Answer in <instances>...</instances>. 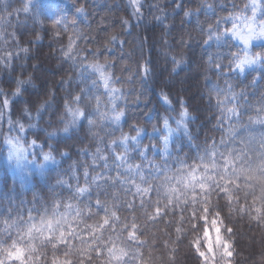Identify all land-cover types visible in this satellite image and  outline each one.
Wrapping results in <instances>:
<instances>
[{
	"label": "trees",
	"instance_id": "trees-1",
	"mask_svg": "<svg viewBox=\"0 0 264 264\" xmlns=\"http://www.w3.org/2000/svg\"><path fill=\"white\" fill-rule=\"evenodd\" d=\"M249 3L141 0L134 15L129 0H0V239L11 243L46 217L53 239L68 245L36 241L29 264H51L53 255L70 264H113L116 254L129 264H264V124L254 122L264 119V66L235 69L245 49L231 36L235 17L252 16ZM256 21H264V0ZM247 51L264 55V42ZM145 62L146 83L136 74ZM95 63L124 94L117 104L125 115L110 126L112 136L98 130L100 146L108 153L110 139L143 129L129 159L144 169V182L111 159L110 179L93 182L105 171L103 161L92 160L97 138L86 121L69 124L65 104L82 90L106 103L89 67ZM18 81H27L19 94ZM214 86L236 116L226 118ZM95 103L80 106L91 112ZM184 108L188 117L178 126ZM16 148L30 166L51 158L42 170L15 171ZM194 175L201 178L189 180ZM137 184L147 191L137 193ZM105 210L116 217L101 228Z\"/></svg>",
	"mask_w": 264,
	"mask_h": 264
},
{
	"label": "snow or ice",
	"instance_id": "snow-or-ice-1",
	"mask_svg": "<svg viewBox=\"0 0 264 264\" xmlns=\"http://www.w3.org/2000/svg\"><path fill=\"white\" fill-rule=\"evenodd\" d=\"M131 6L134 7V15L140 12L141 7V0H129ZM261 6V0H250L249 5L246 7H250L252 10L251 17H235L233 22V28L231 31V36L236 39H240L245 47V51L242 57H238L235 63V69H237L240 73L245 72L247 68H251L257 65L264 66V55L250 54L247 49L250 46V42L256 39H264V21H261L259 24L256 21V11ZM180 7V5H177ZM27 11V6L23 9ZM208 10H211V5H208ZM82 11V10H81ZM190 13L186 12L185 16L189 15ZM235 20H241V24L243 27L238 26L235 23ZM127 24V21L124 22ZM227 34V33H225ZM220 36H217L216 39H220ZM113 41L116 40V37L113 36L111 38ZM209 39H212V36H209ZM72 41L69 43V47L67 52H65V56H68L69 53L72 51ZM179 64V61H176ZM89 67L98 74L99 82L102 83V86L105 90V94L107 97L106 103H103L99 94H93L92 97L89 94L82 90L83 95H76L72 98L71 105L66 103L65 110L68 112L69 116L71 117L69 124L76 126L79 124L81 120L87 122L89 127V131L97 138V148L96 152L92 154L93 164H97L98 161H103V169L105 170L102 173H97L96 176L93 177V182L99 180H107L110 179L108 176V170H110L111 165L109 160L111 159L113 162H116V167L123 168L128 174V177H135L139 176V179L144 182L145 181V174L144 169L141 165H134L130 162L129 153L133 147H140L139 137L143 131V129L137 128L135 129L136 135H127L121 133L119 137L112 138L108 141L107 148L108 153L105 152V149L101 147L104 143V136L100 135V131L104 132V135L112 136V130L110 126H119L121 119L124 117L125 112L123 108L119 107L117 101L123 98V93L120 88L115 86V80L113 79L111 73L105 71V65L95 63L89 65ZM175 70V69H174ZM137 75H141L142 80L146 83L150 76H151V69L150 64L145 62L144 64L140 65ZM27 83V81H18L16 93H20V87L22 84ZM93 85L98 87V82L93 80ZM213 92H218V105L224 108V111L227 113L226 118H230L232 116L237 115L236 107H227L225 105L224 100L219 99V90L213 87ZM161 100L163 104L170 106L171 101L167 94L161 92L160 93ZM95 99V108L93 111L89 112L86 108H82L80 105L82 102L90 101L91 99ZM227 98L225 97V100ZM7 103V101H5ZM74 105V106H73ZM41 108L44 105L40 106ZM181 107L183 108V103H181ZM260 111H264L261 109ZM188 117V111L184 108L183 111L180 113V119L177 121V125H182L185 119ZM256 123L264 124V119L257 117L254 121ZM69 124H66L64 127V131H67ZM164 128L168 131L169 135H171L173 129L169 127L167 118L163 121ZM264 140V137L261 138ZM168 147V138L165 137L164 139V149L167 150ZM141 156L144 155L143 151L140 153ZM51 158L50 154H44V160H49ZM158 169V166H157ZM87 176V172L85 173ZM148 177L153 176V171H149L147 173ZM119 174L116 178L118 179ZM122 183H127V180L123 181ZM87 189H80V192H86ZM147 189H141L140 185H136V192L137 193H144ZM99 203V202H98ZM79 215V213H77ZM105 219L103 220V224L100 225L102 228L103 225L109 224V220L112 217H116L115 212H111L110 215L107 210H105ZM29 220H32V217H29ZM39 241L43 246H51L53 249H57L58 245H63L65 248L68 245V241L66 239H59L54 240L52 235V220L46 217L41 218L39 223H31L26 226V229H21L17 233V237L12 239L11 243H7L4 239H0V264H29V260L32 259V256L37 252V243ZM47 241V244L44 242ZM65 257L68 255L67 251L64 253ZM51 264H70V261L67 259L61 260L59 256L53 255L51 260Z\"/></svg>",
	"mask_w": 264,
	"mask_h": 264
},
{
	"label": "rangeland",
	"instance_id": "rangeland-1",
	"mask_svg": "<svg viewBox=\"0 0 264 264\" xmlns=\"http://www.w3.org/2000/svg\"><path fill=\"white\" fill-rule=\"evenodd\" d=\"M257 12V11H256ZM243 27V26H242ZM238 44L242 45L243 48L245 49L244 47V44L243 42L240 40V39H236V38H233ZM264 42V39H256V40H252L250 42V46L249 48L254 45V44H259V43H262ZM248 48V49H249ZM247 49V50H248ZM22 150H18V148L14 149L12 151V154H11V157H12V162L14 164V170L15 171H20V172H33L34 169H37V170H42L44 169V166L46 164L47 161L44 160V162H42L40 165L42 166H30L32 165L31 163H28L27 162V159H26V154L27 153H23L21 152ZM28 167V169H26ZM201 176L200 175H194V176H191L189 180L191 181H196L198 179H200ZM217 237H216V234L214 235L213 239L211 238L210 235H208V243L206 245V248H207V251L210 252L213 250V245L217 244ZM114 263L113 264H118V263H122L123 261H125L124 264H129V261L128 260H125V256H123L122 254L120 255H114Z\"/></svg>",
	"mask_w": 264,
	"mask_h": 264
},
{
	"label": "clouds",
	"instance_id": "clouds-1",
	"mask_svg": "<svg viewBox=\"0 0 264 264\" xmlns=\"http://www.w3.org/2000/svg\"><path fill=\"white\" fill-rule=\"evenodd\" d=\"M0 36H2V33H0ZM66 133L69 132V129H67V131H65Z\"/></svg>",
	"mask_w": 264,
	"mask_h": 264
}]
</instances>
